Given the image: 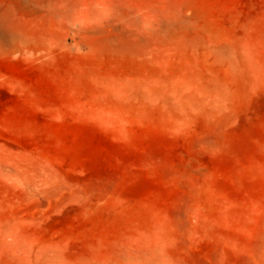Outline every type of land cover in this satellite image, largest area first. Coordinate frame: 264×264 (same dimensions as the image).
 <instances>
[{"label": "rangeland", "instance_id": "rangeland-1", "mask_svg": "<svg viewBox=\"0 0 264 264\" xmlns=\"http://www.w3.org/2000/svg\"><path fill=\"white\" fill-rule=\"evenodd\" d=\"M0 264H264V0H0Z\"/></svg>", "mask_w": 264, "mask_h": 264}]
</instances>
